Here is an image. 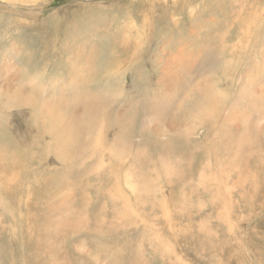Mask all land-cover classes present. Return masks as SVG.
<instances>
[{"label": "rangeland", "instance_id": "rangeland-1", "mask_svg": "<svg viewBox=\"0 0 264 264\" xmlns=\"http://www.w3.org/2000/svg\"><path fill=\"white\" fill-rule=\"evenodd\" d=\"M22 3L0 0V83L3 79L5 83V80L15 73L16 81L23 82L26 77L32 84L31 92H38L49 80H55L58 76L61 83L68 79L79 83L81 79L86 80L89 77V81L79 83V88L84 84L88 86L80 93L79 100L71 97L75 103L84 102L91 105L93 100L94 105H101L109 113L113 109L112 113L118 117H123L132 109L144 112L131 130L130 138L124 139V148H121L122 140L118 141L115 148H108V142L113 139L115 132L111 127L102 128L98 123L93 128H78V138L75 135L76 124L71 127L69 138L76 139L71 143L70 153L82 156L86 153L91 156L84 158L82 166L86 167L83 177L87 184L84 188L79 185L76 187L74 216V212L68 210L67 205L61 206L64 212L62 217H66L68 221L65 222L66 231L73 234L61 232L54 235L41 249L43 255L48 249L52 252L55 247L58 264H107L105 261L111 258V251L100 245L99 239L90 241L86 229L74 231L73 228H77L80 222L92 225L90 220L96 216L124 219L141 215L137 221L142 220L146 228L140 224L138 237L141 234L143 236L134 237L137 242L131 247L132 253L139 251L143 255L144 247V256L151 254L159 262L170 261L172 264L181 263L178 255L182 253L181 259L194 264L202 254H190L182 240H193L206 248L227 244L237 248L240 243L235 239L238 238L236 234L240 232V236L247 234L242 238L243 253L248 257H255L254 259L264 260V253L252 250L248 244L245 245L249 236L264 235L263 230L250 232L249 228L258 221L256 219H262L264 216V0H27L25 4ZM250 12L254 14L253 19L259 20L258 24L250 29L252 35L248 49L251 50L252 56L249 60L239 62L241 69L238 74L222 81V84L230 89V98L240 94L242 99H236L239 104H233L234 121L226 122L221 133H228L227 138H236L229 143L232 150L243 148L246 138H250L254 148H246L243 159L237 155L224 158L225 162L221 167L210 154L195 153L198 163H201L199 170L194 172V179L191 180L187 175L192 153L189 152V146L186 147L187 139L182 138L185 133L181 130L180 135V128L174 125L177 124L176 121L171 125L179 131L178 141L177 138L170 140L165 134L161 138H144L148 136L145 132L149 130L155 133L157 126L162 131H165V127L169 128L170 125L165 123V120L170 118L169 113L174 114L175 105L194 84L198 81L204 84V77L219 71L222 66L229 68L230 61L227 64L226 62L233 58L223 52L222 45L227 37L225 38V35V39H222L221 31H225L226 26H234L241 14L247 19ZM129 59V66L139 64V77H134V73L129 71L138 67L127 66L126 61ZM195 64L198 68L192 71ZM185 69H191L190 76H187L182 86H176L174 98L166 100L165 98L173 92L177 78L164 84H160L164 78H159L164 75L183 78L189 71ZM41 76L44 80H34ZM34 81L37 83L34 84ZM62 100L67 101V98L63 97ZM209 107L210 111H207L205 120L199 123V132L205 130L206 124L208 127L210 120L221 122L228 113L227 108L218 107L219 110H216ZM62 108L67 110V106ZM6 113V120L0 125L7 128L9 136L10 133L14 135V142L18 144L11 151L18 153L24 147L29 155L41 156L43 144L48 141V137L44 136V140L29 141V138L37 136L23 127L29 106L11 105L6 109ZM81 113L82 108L78 113L75 108V115ZM86 113L87 111L82 115ZM107 119H110V116ZM101 129L107 138H98ZM219 138H223L221 134ZM148 140L158 141L157 144L169 143L167 151L173 156L163 157L166 161L162 159L161 163L154 152V149L157 151L158 148L148 144ZM189 142L201 147L192 137H189ZM125 147L127 151L124 150ZM140 149H143V154L140 155L142 158L139 157L133 170L128 171L129 179L127 176L125 178L129 184L134 179L136 186L141 185L143 183L140 176L145 172L150 186L144 191L146 193H141L143 196L139 199L143 198L142 202L135 204L131 201L128 211L122 209L119 204L112 205V198L119 190L124 189L122 191L125 195L133 191L122 183L117 184L105 174L107 169L112 172L107 151L115 150V156L120 160L125 153L131 158V155L141 152ZM96 154H103L101 164L98 157H93ZM129 161L124 158L123 166L128 167ZM254 162L259 165L255 172L254 167L257 165L254 166ZM58 164L54 156H46L44 166L51 165L50 168H56L60 166ZM160 164H163V167ZM224 170L228 173L226 176L222 174ZM240 170H243L241 174ZM178 172L182 177L179 182ZM131 175L136 176V179H132ZM174 178L175 201L170 202L172 198L162 200L160 194ZM73 179L75 177H70L71 181ZM185 196L188 198L185 199ZM183 198L187 200L186 203H191H184ZM40 209L39 206V211ZM103 211H106L105 215ZM130 212H136V216ZM59 215L58 212L53 219L57 220L56 216ZM51 228L56 230V227ZM172 234L177 235V238L171 237ZM230 236L234 238L230 239ZM228 251L224 249L219 253L225 262L239 254L232 251L235 254L233 255L231 250ZM152 260L150 258L148 261Z\"/></svg>", "mask_w": 264, "mask_h": 264}, {"label": "bare ground", "instance_id": "bare-ground-1", "mask_svg": "<svg viewBox=\"0 0 264 264\" xmlns=\"http://www.w3.org/2000/svg\"><path fill=\"white\" fill-rule=\"evenodd\" d=\"M5 1H9L11 3L13 2L22 3L23 1L26 2L27 0H5ZM35 4L36 3H34V5ZM242 15L243 14H241L239 16V19L237 18L238 21L235 22L237 25H239L238 28L237 25L234 23V26L232 25L233 27L231 25L230 26L225 25L226 26L225 31L224 30L221 31L222 39H225L227 37L226 41L222 45L223 52L233 58V59L229 58V60L226 62L227 64L230 61L229 64L230 66L229 68H227L228 70L226 69V67L222 66L220 70L216 71L214 74L205 76L203 80L204 84L200 81L196 82L194 86L190 89V91H188L187 94H185L184 97L175 105L174 114L169 113L171 116L170 118L167 117L168 120L166 119L165 123H169L170 127L169 128L165 127V131H162L161 128L157 126V128L155 129V133H151L149 130H146L145 132V134L148 136H144V138H161L165 134L168 136L167 138H170V140L172 138L174 139L177 138V141L179 139L177 137L178 132L180 131V135L182 133L181 130L185 133L182 138L187 139V143H185L186 147L189 146V152L192 153L191 161L189 160L190 166H188V170L190 171H189V175H187L188 178H190L191 180L194 179V172L199 170V165L201 163V162L198 163L199 161L198 156L195 153L203 152L206 154H210L211 156L214 157L216 164L221 167L222 164L225 162L224 158L227 159L230 158V156L237 155L239 158L243 159V154L244 151H246V148L250 150H253L254 148V146L251 145L252 141L250 140V138L249 139L246 138L247 141L245 142L247 143L242 141L244 143V144L242 143L243 148L241 149L236 148V150H232L229 147V143L231 142L232 139L235 140L236 138H232L231 136H230L231 138H227L228 133L226 132L223 134L221 133V130H223V127L225 126L226 122L232 123V121H234L233 109H235L234 108L235 106H233V104L235 103L239 104L236 101V99H242L240 97L242 95L240 94H238L235 98H230L231 97L230 89L226 88L222 84V81L229 80L231 79V77H234L236 74H238L237 72L241 69V64L239 63L240 61L249 60L251 58L252 52L251 50L248 49V47H250L249 43L251 41V35H252V32L250 33V29L251 26L254 27L256 24H258L259 21L257 19L255 20L252 18L254 14L251 12L250 14H248L249 17L247 16V19H245V17H243ZM132 59L133 58H131V60ZM126 64L127 66H129L130 59L126 61ZM131 66H138L133 69H130L129 71L134 73V77H139L141 75L140 74L141 69L139 67V64L136 63ZM197 68L198 65L195 64L192 71H195ZM185 70L186 71L189 70V71L187 75L183 78L178 77L177 75L175 76L164 75L163 77L159 78V79L164 78L163 80L160 81V84H164L166 82H169L171 79L177 78L175 82L174 90L169 94L168 97L165 98L166 100L170 98L173 99L175 96L174 93L176 91V86L177 87L182 86L187 76H190L192 72L191 69H185ZM12 76L7 78L5 80L6 81L5 83H4V79L3 82L0 83V123L6 120V116L8 115L6 113V109L8 108V106L28 105L29 113H27L28 116L25 118L26 124H24L23 127L26 131L37 134L35 138H29V141L33 142L36 140H44L45 139L43 138L44 136L48 137V141L44 142L43 144V150L41 156L29 155L28 150L26 152L24 150V147L17 153L15 151H11L15 145L16 146L18 145L15 143L16 141L13 138L14 135L12 136L10 133L9 136L7 128L0 125V264H58L55 247L52 250V252H50L48 249L45 255H43L41 249L48 241H50V239L54 235L58 233L62 232L64 234H73L66 231L65 222L68 221H66L67 220L66 217H62V215H64V212L62 211L61 206L67 205L66 206L67 209L74 212V206L77 200L76 187L77 185H79V187L84 188V185L87 184V180L84 179L83 177L84 170L86 168V167H82L84 163L83 161L84 158H91V156H89L86 153L84 156L77 155L75 153L73 154L70 153V151H72V144H71L72 141L78 138L77 137L78 128H83L85 126H89L90 128H93L98 123H100V126L102 128L111 127L110 129H115L114 130L115 132L112 136L113 139H111V141L108 142L109 143L108 148L110 150L115 148V145L118 144V141L120 140H122L123 142V145L121 146L122 148L125 144L124 139L130 138V135H132L131 130H133L135 124L139 121V119H141V117L143 116L142 113L144 112L138 109H132L129 110L126 113V115H124L123 117H118L112 113L114 111L113 109H111V113H109L106 111V109L102 108L101 105L99 104L94 105L93 100H91V105H86L84 102L75 103L74 101L71 100V97H74L76 98V100H79L80 93L84 92L88 87L87 85L84 84L82 85V88H79V83H85L86 81H89V77H87L86 80L81 79L79 83L78 81H74L73 79H68L66 82L61 83L59 82V80L61 81L60 76H58L57 78L54 77L55 80H49L47 85H45V87H41L40 91L31 92L32 84L28 80V78L25 77V81L18 82V80L16 81L14 79L15 73H13ZM38 79L44 80L42 76L41 78H35L34 80H38ZM8 81L10 83H8ZM45 81H47V79H45ZM35 83L37 82L34 81V84ZM63 97L67 98V101H63L62 100ZM86 103H88V100L86 101ZM208 105L211 106V108H216V110L217 109L219 110L218 107H222L223 109L227 108L226 110H228V113L226 114L227 111L224 113L226 114L227 118L226 116L224 117L222 116L223 117L222 121L221 122L218 121L220 124L217 121L214 122L213 120H212L213 122H210L211 121L210 120L208 123V127L206 124V128L203 127L205 128V130L199 132L198 131L200 126L199 123L202 120H205L206 115H208L207 111H210L209 110L210 107ZM65 106H67V110H65V108L61 109V107H65ZM75 108L77 113L78 110L82 108V113L75 115ZM86 111L87 113L85 115H82ZM194 111H196L195 114ZM109 116L110 119H107V117ZM185 118H187V122H185ZM190 119L192 120L190 121ZM175 121L177 124L174 125H178V127L180 128L179 131L177 130V127L171 125V123L173 124ZM75 124H76V129H75L76 138H69L71 127ZM219 134H221L223 138H219ZM188 136L195 139L197 144H199L201 147H197L195 143L191 144L189 142ZM98 138H107L104 135L102 129L100 131V136H98ZM157 143L158 141L148 140V144L150 145L153 144L155 148H158L157 151H155L154 149V152L156 153L155 155H157L156 157H158L159 161H161L162 159L165 160L166 157L173 156L172 153L167 151L168 149L167 145L169 143L168 144H165V142L164 143L159 142V144ZM192 146L195 147L193 148ZM149 147L151 148V146ZM143 149H140L141 152L131 155V158H129L128 155H126L125 153L120 160L118 159L117 156H115L116 155L114 153L115 150L107 151L111 164L109 165V167L112 169V172L111 170L108 171L107 169L105 171V174L109 178L113 179L117 184L122 183L126 188L128 189L130 188L131 191H133L131 192V194L125 195L123 193L124 191H122L124 189L119 190L116 193V195L112 198V205L119 204L122 209H127L129 211L131 207V201H134L135 204H137L138 201L140 202L141 200H143V198H141V200L139 199L140 196L142 195L141 193L142 192L143 194L146 193L144 191L147 190L150 186V182L147 179V175L145 174V172L144 174L141 173L142 175L140 176L142 178V183H143L141 185L137 184L136 186L133 179L140 173H137V175L134 174L136 175L135 177L131 175L133 182H130V184L128 180H126L125 178L127 176V178L129 179L128 171L133 170V166L135 165V163H137L136 162L137 159L141 157L140 155L143 154L142 151ZM124 150L127 151V148L125 147ZM48 154L54 156V159L59 162L60 166L56 168H50L51 165L50 167L44 166V162ZM253 154H255V152H253ZM93 157L94 158L98 157L99 163L101 164L102 161L100 159L101 157H103V154H96ZM124 158L127 159V162L130 160L128 167L126 165L123 166L125 164ZM206 160H208V158H206ZM189 163L187 160V164ZM252 164L254 166L257 165L256 162ZM160 165L163 167V164ZM258 167L259 165L254 167V172ZM101 168L103 169L104 167ZM242 172L243 170L242 171L240 170L239 174H241ZM226 173L227 172L225 170L222 172V174L225 176ZM199 175L200 174H198L197 177H199ZM70 177H75V179L71 181ZM180 177L181 175H179L178 177L179 179L177 178L178 182L180 181ZM174 180L175 178L173 179V182L169 183L167 188L164 189L160 194L161 196L160 198L162 200H165L167 198L170 199L172 198L170 202L175 201V197H174L175 195L173 196V194L174 192H176L174 188L175 187L174 184L176 181ZM187 198L188 197H186L185 199ZM50 200H54V201H50ZM188 200H190V198ZM184 201H185L184 203L187 202V200ZM39 206L41 207L40 211H39ZM58 212L60 215L56 216L58 218L57 220H54L53 216L56 215ZM130 213L136 216V212H130ZM105 214L106 211H103V215ZM74 215L75 212L73 216ZM100 215H102L101 212ZM138 218H141V215L140 217L138 216L137 218L130 216L124 219L99 218L98 216H96L95 219L90 220V222L93 223L92 225H84L82 222H80L78 227L73 228V230L78 231L80 229H86V231L89 234L88 237L90 241H92L93 239H99V242L101 243L100 245H103V247L111 251L112 254L111 258H108L105 261L107 264H124L123 262H125V264H172L170 261H168L167 263L163 261L159 262L151 254H146V256H148V259H146V256H144L145 254L144 247H142L143 255L140 254L139 251L132 253L133 250H131V247L135 244L136 241L134 240V237L137 238L138 233L140 234L139 232L141 230L140 224L143 222L142 220H140V222L137 221L139 220ZM261 218L262 219H256L258 221L254 222V226L249 227L251 230L250 232L255 230L264 231V216H262ZM252 219L253 218H251V220ZM148 226L152 227L153 225L152 226L148 225ZM51 227H56V230H54ZM142 227H144L143 223H142ZM145 228L146 226L144 227V229ZM168 228L170 227L168 226ZM243 230L245 229L243 228ZM52 231L55 232L53 233ZM238 234H240V232ZM238 234H236L238 238H236L235 241L238 240L240 244H238L237 248L233 247V245L230 246L229 244L218 246L215 248H210V247L206 248L204 247V245H200L193 240H182V241L184 243L186 250L190 254L192 255L202 254L201 257L197 258L194 261V264H264V260L254 259L255 257L254 258H252L251 256L248 257L243 253L241 248V244H243L242 238L245 237L247 234L244 233L245 236L244 234L243 236H240ZM140 236L143 235L141 234ZM140 236L138 238H142ZM176 236L177 235L175 234L171 235V237L173 238H177ZM232 237L234 238V236ZM232 237L230 239H232ZM247 244L250 246L252 250H257L264 253V235L259 236L254 234L249 236V238L248 239L246 238L245 240V245L248 246ZM224 249L226 251L231 250V252L232 251L239 252V254L236 255L232 260L228 261L232 263L225 262L223 259H221L222 257L219 256L221 250ZM234 252H232L233 255H235ZM167 257L170 258L169 255ZM181 257H182V253L178 255V258H180L179 261L181 262L180 264H190L186 260L181 259ZM150 258H152L153 260L148 261Z\"/></svg>", "mask_w": 264, "mask_h": 264}]
</instances>
